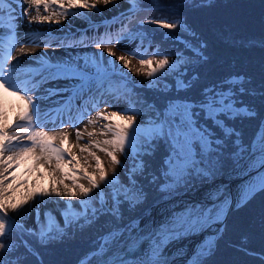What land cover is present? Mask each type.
<instances>
[{"label": "snow or ice", "instance_id": "1", "mask_svg": "<svg viewBox=\"0 0 264 264\" xmlns=\"http://www.w3.org/2000/svg\"><path fill=\"white\" fill-rule=\"evenodd\" d=\"M110 2L111 0H15V2L0 0V18L7 14L9 23H13L18 7L19 15L29 23L59 24L70 15H81L82 9H96L98 3L107 5ZM129 2L133 9L137 6L133 0ZM41 9L45 14H41ZM142 23H155L167 29L183 27L181 21L168 23L165 18ZM122 30L126 31L127 26L122 24ZM112 39V36H108L106 41L105 38H101L100 45L105 42L111 43ZM116 42L119 43L118 38ZM18 51L21 55H26L29 50L20 47ZM106 51L109 58L119 60L124 68L143 74L149 79L156 78L158 73L168 69L177 70L174 67L176 61L169 60L167 54L159 59L141 58L139 67L132 68L128 55L116 56L111 47ZM129 55L143 57L145 53L134 50ZM197 55L202 56V53ZM9 60H17V57L12 56L11 51L0 43V239L6 237L12 227H20L10 224V210L18 213L29 202L45 197H58L63 202L61 215L65 227L79 223L81 220L90 224L100 215L111 217L113 223L107 234L102 237L98 250L93 253L96 264H168L164 247L173 233L178 231L174 225L182 228L184 222L192 217H197L199 220L205 209L194 204L185 209V215L173 221H165L148 232L140 227L137 217L124 216L125 210L132 213L144 202L146 193L136 177L145 175L148 164L144 157L151 156L161 142L166 145L167 155L160 169V177L153 175L151 182L162 180L163 182L160 183L162 191L180 185L181 182L186 185L196 178L206 179L208 175L215 174V171L223 170L227 166H231L233 171H246L257 168L258 165L257 174L246 182L238 193L236 203L242 206L257 192H264V120L260 121L256 132L247 142L244 141L241 133L228 124L229 120L256 115L250 106L244 105L235 98L239 91L244 90L243 77L234 76L224 81V86L219 91L204 89L197 100L178 98L170 100L163 108L153 106L149 113L151 119L147 122H137L131 115L97 112L96 116L88 119L87 123L95 126L98 120L110 121L102 125L99 133L107 138L89 139L86 144H80L79 141L83 139L85 133L88 137H93L97 133L95 127L92 131H87L86 126L85 132L76 128L75 147L81 154L87 153V156L78 157L73 152V145L69 143L70 132L43 130L38 104L40 97L32 93L36 92L47 79L63 77L74 80L75 91L68 100L64 101V104L68 113V122L75 127L77 122L82 121L90 113L89 106H77L76 114L73 115L72 100L80 99L84 94L90 95L94 89L100 91L103 88L101 71L103 69L106 72L107 68L103 67L102 58L96 59V63L92 66L85 64L83 68L79 64L73 68L70 62L54 65L41 59L39 69L25 72L27 78L23 80L19 78L21 73L15 65L5 70L4 66ZM109 66L115 71L114 61L111 59ZM190 87L191 83L185 80L176 82L177 92ZM49 94L54 93L49 92ZM9 98H15L18 102V110L11 123L7 118ZM90 107L96 108L97 103H91ZM133 110L125 109V111ZM48 115L50 116L51 113ZM201 116L204 121L211 122V128L201 124ZM111 121L115 122L111 123ZM52 123L55 127V122ZM60 126L63 127V120ZM217 129L219 133L216 132ZM228 141H231L230 150L225 148ZM93 149L105 153L110 158L109 169H105L100 156ZM117 153H123L126 157L131 154L133 157V166L127 170L129 173L127 182L119 180L116 172V167L122 164ZM81 159L83 165L80 163ZM89 159L95 161L94 166L89 164ZM29 160L37 171L41 166H46L45 170L52 179L48 188L30 189L16 200L15 193L22 185L27 184V180L16 183L15 168ZM89 167L92 168L91 172L88 171ZM31 170V167L26 168V171L31 172ZM65 179H70L71 184L65 183ZM82 180L87 183H82ZM222 197L223 203H228V197L224 194ZM215 211L219 218L224 213V208L221 206ZM37 215L39 216V213ZM38 225V230L28 231L40 242L48 239L49 233L54 230L58 233L63 232L59 223L53 220H49L46 225L38 221ZM114 245L125 254H133V259H127L120 251L111 258L105 259ZM10 247L11 244L0 242V264H5L2 253ZM212 247L211 243L204 245L189 264H202V257L210 253ZM136 253L139 255H135ZM10 264H18V261H12ZM81 264L86 262L82 261ZM87 264H91V261L89 260Z\"/></svg>", "mask_w": 264, "mask_h": 264}, {"label": "trees", "instance_id": "2", "mask_svg": "<svg viewBox=\"0 0 264 264\" xmlns=\"http://www.w3.org/2000/svg\"><path fill=\"white\" fill-rule=\"evenodd\" d=\"M160 8L151 15L141 13L131 23L132 32H144L153 38L157 49L162 53H181L183 60L168 70L162 79L167 87L151 84L133 85L136 97L133 106L140 105V111L155 107L163 108L170 100L187 98L197 100L204 89L219 91L224 81L234 76L243 77L244 90L239 91L236 99L251 107L254 117H240L229 120L247 142L264 118V0H159ZM157 18H165L168 23L176 20L183 27L167 29L155 23H142ZM197 53H202L198 56ZM184 65L180 67V65ZM186 70L185 73L183 71ZM191 83L189 89L177 92V75ZM198 111V110H197ZM204 122L211 128L210 121ZM219 133V130H216ZM231 141L225 144L230 150ZM167 155L166 145L161 142L151 156L144 159L148 167L144 176H137L146 193V198L132 213L124 211V216L140 219L149 208L192 183L207 181L222 176L232 169L231 166L215 171L206 179L196 178L186 185H174L171 189L161 190L159 182H151L152 176L160 177V169ZM168 194L169 196H166ZM113 221L109 215H100L92 223H73L62 228V233H49L44 242L27 233V238L37 255L23 242L17 233L9 232L4 237L5 244H11L2 253L5 264L18 261V264H77L78 261L96 244L100 234L108 232ZM81 224L83 225L81 227ZM51 234V235H50ZM264 244V192L256 195L243 208L230 216L225 232L218 238V249L210 257L202 258V264H259L257 256L244 252L245 248H259ZM261 264V263H260ZM264 264V263H263Z\"/></svg>", "mask_w": 264, "mask_h": 264}, {"label": "bare ground", "instance_id": "3", "mask_svg": "<svg viewBox=\"0 0 264 264\" xmlns=\"http://www.w3.org/2000/svg\"><path fill=\"white\" fill-rule=\"evenodd\" d=\"M130 10L133 11L134 9L132 8L129 0H111V2L107 5L98 3L96 9H82L81 15H70L66 19L61 20L59 24L29 23L28 20H26L23 16H16V19L13 23L18 29L20 39L18 40L19 44L16 46L15 53L12 54V56L17 57V60H9L4 66L5 70L7 71L12 65H15L17 70L21 73L19 78L23 80L27 78L24 75L25 72L28 70L39 69V61L41 59H44L54 65L59 63H69L71 55L70 51H68L63 46L68 43L72 37H81V35H83L85 32L93 30L98 31V27L103 26L106 22H113L118 15L128 13ZM32 14L34 15L35 12ZM41 14L45 13L41 11ZM116 28L118 29V27ZM7 41L8 37L0 32V43H3L4 46L7 47ZM20 47H24L25 49L29 50L26 55H21L19 53L18 50ZM90 51H92V49L85 50V52ZM119 55H125V53L123 54L120 52ZM117 64H119L120 68H124L119 60H117ZM129 74L132 75L133 73L130 72ZM74 82L75 81L72 79L65 80L62 79V77L61 79H47L46 82L42 84V86L36 92L32 93L33 95L40 97L38 104L41 110V118L45 122L51 124L52 121H57L55 123L56 125L59 122L61 115L68 119V113L65 111L66 106L64 101L68 100L70 93L75 90L73 87ZM101 91V89L100 91L95 90L89 95V97L98 99L100 98L99 94H101ZM49 92L54 94H49ZM104 99L105 98L103 96L101 100ZM83 102L84 100H82L78 106H81ZM17 104L18 102L15 98H9L7 102V118L9 123H11L15 118L16 111L18 110ZM73 105L74 103L72 101V106ZM88 105V102H86V106ZM100 112L111 113V111L108 112L106 110H102ZM49 113H51L50 116L48 115ZM75 114L76 113L73 115ZM103 121L104 120H98L100 123ZM79 122L81 123L78 128L82 132H85L86 126L87 129L91 126L88 125L87 122ZM53 131H68L72 133V130L68 128H59ZM84 137H86V133ZM72 145L73 152H76L78 148L74 146V143H72ZM29 167L32 168L31 171L37 172L36 168L32 167V161L30 160L25 162L22 166L15 168V174L17 175L16 183H19L25 179L27 180V184L22 185L19 188V191L15 193L14 199L16 200H19L22 195L26 194L25 190L26 192L29 190L28 184H30V180L34 178V175H31V172L26 171V168ZM69 167H72V165H69ZM42 168L45 170L46 166H41L39 169ZM36 172L34 173L35 176ZM256 174L257 171H255V168L248 169L246 171L237 170L229 173L225 178L220 181H216L215 183L211 182L193 186L184 193V197L154 209L151 215L147 218L142 229H144L145 232H148L165 221H173L185 213V209L187 207H190L194 204H200V206H202L205 210L207 207L211 208L208 213L204 212L203 216L199 218L197 223H193L192 217L184 222V226L182 228H180L179 225H174V227L178 228L179 231L185 229V232L181 235L173 233L172 238L174 239L171 240L172 242L169 245V250L165 254L168 263L176 264V262L183 259L186 254L189 253V251L193 250L195 244H198L200 241H202L200 240L198 242L199 239H204V235H201L203 232L213 230L219 224V219L217 218L215 210L221 206L226 209L227 205L232 202L231 197H234L233 202L234 204H237L236 198L238 193L245 186L246 182L255 177ZM225 185H231V188L225 189ZM222 194L228 197V203H223ZM45 200L49 201V198L45 197L42 198V200L29 202V204L24 205V207L21 208L18 213H14L10 210L9 216L12 219V216L15 215L20 219H25L28 224H32L34 223V215L32 211L34 208V203L38 201L46 202ZM55 200L56 199L53 197L51 203L54 205L58 204V206L63 205L61 200H58L57 203ZM209 213H211L210 217ZM10 223H12V220ZM185 236H187V239L184 241V243H181ZM190 244L193 245L190 246ZM191 248L192 250H190ZM118 251H120V249L117 246H112L111 252L105 256V259L111 258L113 254L117 253ZM89 260L91 261V264H96V257L93 255L85 261L86 264Z\"/></svg>", "mask_w": 264, "mask_h": 264}, {"label": "rangeland", "instance_id": "4", "mask_svg": "<svg viewBox=\"0 0 264 264\" xmlns=\"http://www.w3.org/2000/svg\"><path fill=\"white\" fill-rule=\"evenodd\" d=\"M135 10H136V7H135ZM18 11L20 12V9H18ZM134 12L135 11H130L129 13H124V14L118 15L114 19L113 22L105 24L104 27L109 28V29L106 32H104V34H101L100 36H98L96 41L93 42V41L87 40V41L81 42L79 39H77V36H75V37H72L73 40H70L68 43H66L64 45V47L68 51H70V54H71L70 55V60H71V62L79 64L82 68H83V66L85 64H88L89 66H92L93 62H91L90 59H91V57H94V56L97 59H100V57H102L104 64H106L107 66H109L110 59H111V61H114V65H115V69L116 70L126 73L135 82H139V83L144 84V85L155 84V85H159V86H162V87H167L168 84L162 78H159L158 76L160 74L164 75V73L167 72L170 69L166 70L163 73H158L156 78L149 79L146 76H144L143 74H137L135 71H130L128 68H123V69L120 68L119 64H117V60H115V58H109L108 57L106 49L111 47V48H113V51L116 53V56H118L120 52H122L123 54L125 53V55H128V58L131 61V67L132 68H137V67H139V60L141 58H144V59H149V58L159 59L161 56L164 55V54L161 55L160 53L157 54L156 52H154L155 50L151 54H149V55H147L145 57L144 56L141 57V56L129 55V53H131L134 50H139V51L143 52V49L145 48L144 45L142 43H140V39L133 38V37H128V36L125 35L127 30L126 31L122 30V24L126 25L127 20H128V18L126 16L128 14H130V13L134 14ZM0 22H1V19H0ZM8 26H9L8 23H6V25H4V27H6V28H8ZM115 26L118 27V29ZM111 28L113 29V31L111 30ZM10 30L11 29L6 30V32H8ZM110 31H112V32H110ZM108 32H110V33H108ZM108 36H112L113 37L112 42L111 43L105 42L103 45H100V39L101 38H105V41H106ZM117 38L119 39V43L116 42ZM11 43L12 42H10V44H9L10 45L9 50L13 54L15 52L14 50H15V47L17 46V43H13V44H11ZM113 45H115V46L113 47ZM87 49H92V51L85 52V50H87ZM168 58H169V60H175L176 61V65L174 67H176L177 64L183 60V56H180V55H168ZM95 63H96V60H95ZM109 68L113 69L111 66H109ZM130 72H132L133 74L132 75L129 74ZM176 77H177L178 80H183V78L180 77L179 75H177ZM65 79H67V78H65ZM105 92L107 94L105 102L101 103L98 107H96L94 109L93 108H89V113L90 114L85 117V122H87L88 119L95 117L96 113L100 112L102 110H106L108 112L109 111L116 112V113H118L121 116H129V115L134 116L137 122H141V121L147 122L149 119H151V116L149 114H148V116L146 114H141V115L140 114L139 115H135V114H131V113L128 114L125 111V109H126L125 105L121 101H119L118 98L115 97V95L111 92L110 88H106ZM150 112L151 111H149V113ZM114 122L115 121H111V123H114ZM106 123H110V121H103L101 123L97 122V125H96V128H95L97 134L95 136H93V137H88L86 135V137H83V139L81 141H79V143L80 144L81 143L82 144H86L89 139H105V138H107L105 136L99 135L102 125L106 124ZM78 125H75V127H73V125L71 123H69L68 121L63 123V129H64V127H66L68 129L72 130L71 137L69 138V143L71 145H72V143H74V146L77 143V141L74 140V139H76L75 138V131H76V128H78ZM93 127H95V126L91 125L87 129V131H92ZM43 130H46V131L50 132L52 130V126H50V127H44L43 126ZM93 150L97 151V155L100 156L101 161L103 162V165H104L105 169H109V167H110V158L103 152H99L98 150H95V149H93ZM75 153H76V155L78 157H80L81 155L87 156V153L81 154L79 152V149ZM117 156L121 157L122 159H124L127 162V166L126 167H122V165H118L116 167V172L118 173L119 180L127 182V179H128V171L127 170L131 169L132 166H133V163L129 161V159H131V157L129 159H127V158H125V155L123 153H117ZM24 163L25 162L20 163V166H22ZM80 163H81V165H83V159H81ZM89 164L94 166L95 161L89 159ZM84 167H88V166L84 165ZM88 171L91 172L92 168L89 167ZM35 172L31 171V175H34V178H32L30 180V184H28L29 190L37 188V187H39V188H48L49 185H50L51 179H52L51 176L49 175L48 171H45L43 168L39 169L36 172V176L34 174ZM110 175H111V173H110ZM210 181H214V180L209 179V180H207L205 182H210ZM64 182L69 184V185L71 184V180L70 179H65ZM81 182L82 183H87L86 181H83V180ZM205 182H199V183H196V184H201V183H205ZM193 184L194 183L190 184L185 189L186 190L189 189L190 187L193 186ZM184 190L179 191L178 194H183ZM25 193H26V190H25ZM166 196H169V195L166 194ZM54 198L56 199L55 200L56 203L58 202V200H60V198H58V197H54ZM39 200H42V199H39ZM52 200H53V197L49 198V201L45 200L46 202L38 201V202L34 203V208L32 210L33 211V215H34V223H32V224H28V222L25 219H23V218L20 219L19 217L15 216V215L12 216L11 220H13V223H15V224L16 223H21L26 228L36 229V230H38V227H39L38 221L40 223H44L45 225L48 223L49 220H53L55 222L63 224V217L61 215V211L63 209V205L62 206H58V204H56L57 205L56 206V205L51 203ZM47 202H48V206H47ZM199 206H200V204H199ZM209 210H210V208L208 207V208H206L205 212L208 213ZM38 213H39V216L37 215ZM183 215H185V213H183L181 216H183ZM197 222H198L197 217H194L193 218V223H197ZM187 227H189V226H187ZM184 232H185V229H183L182 231H179V232H175V233L178 234V235H181ZM178 235H176V236H178ZM168 241H167V243H168ZM206 243L207 244L211 243L212 245L214 243V245H215V240L212 237V238H209L208 240H206L204 244H206ZM204 244H202V245H204ZM214 245H213V247H214ZM200 249L201 248H199L198 251H200ZM197 252L193 253L190 256L189 261L193 258V256ZM206 254H208V253H206Z\"/></svg>", "mask_w": 264, "mask_h": 264}, {"label": "water", "instance_id": "5", "mask_svg": "<svg viewBox=\"0 0 264 264\" xmlns=\"http://www.w3.org/2000/svg\"><path fill=\"white\" fill-rule=\"evenodd\" d=\"M257 167H258V165H257ZM231 172H234L233 170L231 171ZM230 172V173H231ZM228 175V174H227ZM226 175V176H227ZM226 176H224L223 178H225ZM223 178H221V179H219V180H217V181H220V180H222ZM216 181H213V183H215ZM209 183H211V182H209ZM204 184H206V183H204ZM200 185H202V184H200ZM227 188H231V185H229V186H227V185H225V189H227ZM222 193H223V191H222ZM182 197H184V194H181V195H177V196H175L173 199H171V200H169V201H166V202H164V203H161V204H159V205H157L156 207H154L155 209L156 208H159V207H161V206H163V205H165V204H169V203H171V202H173V201H175L176 199H179V198H182ZM232 198V202H230L228 205H227V207H226V212H225V216H224V219H223V223L226 221V219H227V217H228V215H229V213H230V211L232 210V208H233V198L234 197H231ZM153 208V209H154ZM153 209L149 212V214L146 216V218H144V220H143V222H142V224H141V228H143L144 227V224H145V222H146V220H147V218L151 215V213H152V211H153ZM217 231V229L216 230H212V231H210V232H207V233H215Z\"/></svg>", "mask_w": 264, "mask_h": 264}]
</instances>
